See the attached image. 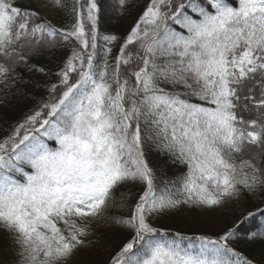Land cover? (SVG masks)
Masks as SVG:
<instances>
[{
    "label": "snow or ice",
    "instance_id": "snow-or-ice-1",
    "mask_svg": "<svg viewBox=\"0 0 264 264\" xmlns=\"http://www.w3.org/2000/svg\"><path fill=\"white\" fill-rule=\"evenodd\" d=\"M36 5L0 0V112L31 97L21 67L56 77L0 136V264H264L234 245L243 220L215 238L152 223L264 203V0ZM128 17L123 37L102 31ZM69 46L54 73L33 62ZM167 161L186 171L163 179Z\"/></svg>",
    "mask_w": 264,
    "mask_h": 264
},
{
    "label": "trees",
    "instance_id": "trees-1",
    "mask_svg": "<svg viewBox=\"0 0 264 264\" xmlns=\"http://www.w3.org/2000/svg\"><path fill=\"white\" fill-rule=\"evenodd\" d=\"M143 2L144 0H137L138 4H142ZM16 3L17 6L22 8L38 6L36 5V0H16ZM42 11L50 15L53 22L58 26H65L68 22L64 14L62 12H57L55 9H42ZM139 11L140 8L137 7L133 17L135 13ZM133 17H128L121 21L112 20L107 22L102 25V31H112L123 37ZM70 50L71 48L69 46L67 50L59 51L55 58L48 54H44L37 57L33 62L36 63L37 66L44 67L46 71L54 73L57 70V64L61 62L62 58L70 54ZM115 50L116 48L114 47V53ZM21 74L24 77V86L31 93V97L25 99L23 102L18 99L15 102L17 106L14 110H4L0 112V136L8 131L9 125H14L17 120L21 119L22 113L27 111L33 103L46 99V85L56 82L54 74L45 75L39 72L32 73L23 67H21ZM149 160L156 166L161 165V157L155 152L149 155ZM185 171L186 168L184 165L178 162L173 163L167 161L164 163L162 171L158 173V175H161L163 179L166 180H175ZM131 191L135 192L136 190L132 189ZM261 210H264V203L260 202L259 197L253 196L250 198L246 197L240 202L225 206L210 218L206 213H203L197 208L185 206V209L179 214L159 215L152 220V223L157 227H166L169 230L182 231L185 235L208 234L215 238L217 234L223 233L229 227L236 226L239 220H243V224L240 225L239 233L241 239L239 241L234 240V245L238 251H242L249 256H255L259 259L262 250H264V245L246 242L243 237L249 232L264 231V215L261 214ZM125 211V209L117 208L112 211V214L121 215L124 214ZM249 211L254 215L244 220V216H246ZM109 235L112 243L115 245H118L123 239V233L120 231L113 230ZM12 258L14 257H6V259Z\"/></svg>",
    "mask_w": 264,
    "mask_h": 264
}]
</instances>
